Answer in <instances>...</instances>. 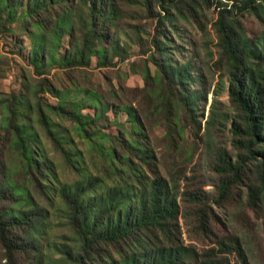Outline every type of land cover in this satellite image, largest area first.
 <instances>
[{"label": "trees", "instance_id": "trees-1", "mask_svg": "<svg viewBox=\"0 0 264 264\" xmlns=\"http://www.w3.org/2000/svg\"><path fill=\"white\" fill-rule=\"evenodd\" d=\"M228 2L0 0L26 58L0 88V264H249L215 207L262 246L264 0ZM178 20L214 31L206 117L200 74L173 57Z\"/></svg>", "mask_w": 264, "mask_h": 264}, {"label": "rangeland", "instance_id": "rangeland-1", "mask_svg": "<svg viewBox=\"0 0 264 264\" xmlns=\"http://www.w3.org/2000/svg\"><path fill=\"white\" fill-rule=\"evenodd\" d=\"M227 1V0H223ZM228 5L233 0H228ZM207 13L215 19L217 15V8L208 9ZM240 15V18L246 27L247 33L251 37H256L259 35L260 30L262 28V24L260 20L252 13L242 12V14L237 12ZM179 29L177 32H172V45L174 47L173 57L178 61L190 60L193 66V72L198 73L201 76V80L194 83V87L200 91L203 90L207 94V100L204 105L200 104V111L204 110V117H206L208 113V105L211 100V93L207 91L212 87L217 81V72L213 71L212 62L215 58V55L212 57L207 52L206 45L210 46L214 49V41H211L209 37L213 36V29L211 23H208L207 28L209 29L210 34L203 32L196 24H190L183 22L181 20L177 21ZM11 36L0 35V49L7 56L6 59H3L0 62V69L3 70V74L0 76V88L4 90H9L15 88L19 84V68L20 65L25 64L26 58L24 55L19 54L18 52H12L10 47L12 44L9 42ZM65 40V36H64ZM29 39L27 36H24V46L26 49L29 47ZM134 48H137L136 45H133ZM172 48V47H171ZM173 49V48H172ZM135 55H132L130 59H133ZM94 63V62H93ZM92 63V64H93ZM106 68H94L93 77L96 80L104 81V71ZM109 71V70H108ZM115 81V80H114ZM128 84H141L143 82L140 74L131 73L129 77L126 79ZM223 99H227L226 91H223L221 94ZM49 100L53 101L54 98L48 96ZM119 117L124 119V112L119 113ZM206 188H212L211 184H207ZM217 212L220 213L222 218L229 224L230 229H234L238 232L242 239L243 247L247 253L249 264H264V242H262V246L257 242L258 237L256 235H252L246 228H244L239 222L234 221V218L230 214V212H224L219 208L215 207ZM248 214L253 220H257L253 212L248 209ZM254 232L257 235H262L259 231V227L255 225ZM58 235H53L52 238H57ZM184 236L186 240H189L187 237V233L184 232ZM200 244V243H198Z\"/></svg>", "mask_w": 264, "mask_h": 264}]
</instances>
